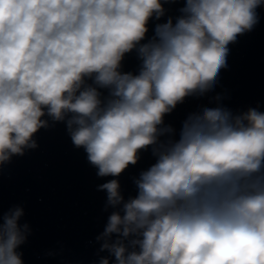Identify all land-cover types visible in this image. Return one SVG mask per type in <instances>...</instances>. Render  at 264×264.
Masks as SVG:
<instances>
[{"label": "clouds", "instance_id": "clouds-1", "mask_svg": "<svg viewBox=\"0 0 264 264\" xmlns=\"http://www.w3.org/2000/svg\"><path fill=\"white\" fill-rule=\"evenodd\" d=\"M0 0V170L64 123L106 193L98 264H264V111L213 93L264 0ZM157 21L149 37V23ZM135 53L137 72H125ZM155 158L125 198L119 177ZM22 206L0 214V264H24Z\"/></svg>", "mask_w": 264, "mask_h": 264}]
</instances>
